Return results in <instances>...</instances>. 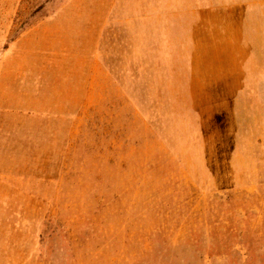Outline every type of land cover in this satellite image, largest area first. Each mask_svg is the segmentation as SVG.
I'll use <instances>...</instances> for the list:
<instances>
[{"label":"rangeland","instance_id":"1","mask_svg":"<svg viewBox=\"0 0 264 264\" xmlns=\"http://www.w3.org/2000/svg\"><path fill=\"white\" fill-rule=\"evenodd\" d=\"M0 264H264V0H0Z\"/></svg>","mask_w":264,"mask_h":264}]
</instances>
